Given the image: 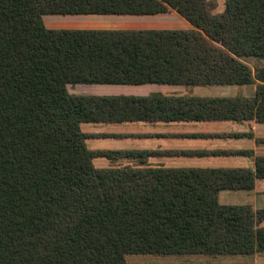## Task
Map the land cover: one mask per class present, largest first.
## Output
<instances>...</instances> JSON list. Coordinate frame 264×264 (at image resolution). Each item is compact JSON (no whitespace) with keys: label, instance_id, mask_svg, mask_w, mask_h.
<instances>
[{"label":"trees","instance_id":"obj_1","mask_svg":"<svg viewBox=\"0 0 264 264\" xmlns=\"http://www.w3.org/2000/svg\"><path fill=\"white\" fill-rule=\"evenodd\" d=\"M0 0V264H126V255L264 251V209L219 203L250 169L96 168L82 123H264V0ZM191 29H49L44 15H156ZM244 86L252 97L76 95L75 85ZM197 104V108H193ZM184 105V106H182ZM264 142V139L259 140Z\"/></svg>","mask_w":264,"mask_h":264},{"label":"crops","instance_id":"obj_2","mask_svg":"<svg viewBox=\"0 0 264 264\" xmlns=\"http://www.w3.org/2000/svg\"><path fill=\"white\" fill-rule=\"evenodd\" d=\"M177 27L191 29L192 26L176 12ZM58 15L43 16L49 29H142L131 24H159L164 15ZM175 13V14H174ZM110 25L111 27H101ZM98 26V27H96ZM118 26V27H115ZM144 29H163L150 27ZM246 63V62H245ZM107 89L132 88L140 93L90 94L95 96H139L159 94L165 97L221 98L252 97L256 85L244 86H193L167 84L143 85H92ZM128 94V95H127ZM79 95V94H76ZM184 106V105H182ZM197 108V104H193ZM86 126V129L84 128ZM81 130L88 134L86 146L94 151L120 152L114 159L95 157L96 168H159V169H250L255 161L264 156V123L255 120H194L184 118L173 121H124L82 123ZM219 203L226 205H250L254 210L264 209V179H256L252 190L222 191ZM264 227V219L259 223ZM219 264H264V251L249 255L222 256Z\"/></svg>","mask_w":264,"mask_h":264},{"label":"rangeland","instance_id":"obj_3","mask_svg":"<svg viewBox=\"0 0 264 264\" xmlns=\"http://www.w3.org/2000/svg\"><path fill=\"white\" fill-rule=\"evenodd\" d=\"M209 2L215 3L213 9H211L212 13H220L224 9V1L225 0H208ZM169 10L168 12L171 13ZM175 12V11H174ZM164 15L162 23L159 24H144L141 22V25L138 24H131L135 27L139 26L142 29L150 28V27H162L163 29H172L177 27L178 19L175 20L177 15ZM175 14V13H174ZM49 16H58V15H49ZM111 27L110 25H104L101 27ZM98 27V26H96ZM118 27V26H115ZM244 61L252 68L253 72L255 73L258 68L264 67V59H253V58H246ZM109 87H96L92 85H75L69 86L68 90L72 94H79V95H90V94H100V93H123L126 91H132L140 93L141 91L130 89L127 87H122L123 89H107ZM101 95V94H100ZM128 95V94H127ZM86 129V126L84 125ZM126 264H219L218 257H210L205 255H191V256H180V255H126L125 257Z\"/></svg>","mask_w":264,"mask_h":264}]
</instances>
